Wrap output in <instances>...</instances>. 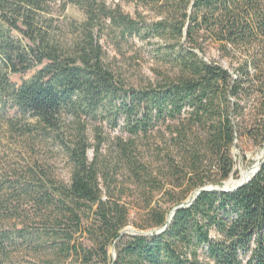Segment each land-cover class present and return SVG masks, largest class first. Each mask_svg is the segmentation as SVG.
<instances>
[{
    "label": "trees",
    "instance_id": "obj_1",
    "mask_svg": "<svg viewBox=\"0 0 264 264\" xmlns=\"http://www.w3.org/2000/svg\"><path fill=\"white\" fill-rule=\"evenodd\" d=\"M121 1L0 0V101L20 111L24 126L1 118L24 135L55 134L71 163L68 184L35 160L0 167V225L29 197L55 214L53 232L44 234L61 240L50 264H264V163L234 192L201 193L164 232L121 236L135 204L112 180L117 164L110 173L99 160L101 128L94 143L87 133L98 114L115 126L124 117L133 138L118 143V163L145 196L137 204L142 230L165 226L197 188L226 181L237 140L264 144V0H124L142 8L136 15ZM58 3L79 6L84 19L65 28L53 14ZM134 38L157 39L158 64L153 80L127 87L102 40ZM212 48L228 66L208 59ZM38 67L20 85L11 81ZM140 136L162 139L154 164L139 160ZM78 232L92 244H76Z\"/></svg>",
    "mask_w": 264,
    "mask_h": 264
},
{
    "label": "rangeland",
    "instance_id": "obj_2",
    "mask_svg": "<svg viewBox=\"0 0 264 264\" xmlns=\"http://www.w3.org/2000/svg\"><path fill=\"white\" fill-rule=\"evenodd\" d=\"M112 1L109 0V2ZM121 5L125 12L132 15H136L137 10H142L134 2L122 0ZM53 14L60 24H63L67 29L71 22H81L85 16L83 10L73 3L68 4L65 9L58 3L53 8ZM65 28L63 29L66 30ZM15 34L21 38L23 37L18 31H15ZM25 41L29 42L28 40ZM102 43L109 54V59L115 68L120 70L122 78L126 80L127 87L143 81L146 82L149 78L151 80L155 78L153 70L158 62L152 51L159 45L156 38H153L150 42L134 38L123 40L120 44L103 39ZM208 59L218 60L228 66V62L218 56L215 48L208 52ZM159 62L161 63V61ZM39 68L26 73L11 74V81L20 85L23 80L34 75ZM1 104L0 101V120H2L0 121V157L3 161L0 167L7 171L17 166L21 168L28 161L35 160L48 168L59 181L68 184L71 177V163L63 149L60 138L55 134L31 137L14 131L12 127L8 126L6 120L1 118V115L5 114L6 119H13L19 129L24 126V123L21 122L24 119L17 108L8 103L5 106ZM89 120L87 133L90 141L92 143L96 141V128H101L100 136L104 139L100 146L99 160L103 161L104 168L108 169L110 173L117 164L118 171L112 175V180L114 183L115 180L122 183L125 193L124 199L135 204L134 208H131V223L127 227L142 230L136 224L141 222L142 215L145 212L143 208L137 207V204H142L145 196L143 197L133 182L130 181L129 167H125L123 163H118L121 159L119 158L118 150L120 147L118 143H120V140L128 142L129 139L133 138L126 126L125 119L124 117L121 118L118 126L110 123L108 119L103 118L100 114ZM135 138L137 139L136 146L140 156L139 160L154 164L161 148L164 147L162 139L159 136H148V139L143 136ZM233 155L235 159L234 177L238 178L242 169H248L264 158V144H257L247 137L241 138L237 140L233 148ZM89 157H94V149L92 148L89 151ZM1 171L3 170L1 169ZM113 182L111 181V183ZM5 186L9 187L10 183H5ZM103 188L105 195H108L106 187L103 186ZM112 190L115 192L114 187H112ZM153 198L154 201L160 199L157 193L154 194ZM28 199L30 198L22 197L19 202H16L14 205L17 209L7 212L4 223L0 225V234H6L4 244L0 247V264H50L49 262H53L57 258L55 256L58 251H55L53 246L61 240L55 242L52 235H44L47 232H53L52 230L56 225L55 214L45 210L41 211L36 206L31 205V201ZM55 210H58V207ZM18 216L21 217L18 218ZM155 229L158 228L145 229L144 231ZM75 237L76 244H80V242L92 244L87 236L82 235L80 232L75 234ZM112 248L113 246L109 249L111 254Z\"/></svg>",
    "mask_w": 264,
    "mask_h": 264
},
{
    "label": "water",
    "instance_id": "obj_3",
    "mask_svg": "<svg viewBox=\"0 0 264 264\" xmlns=\"http://www.w3.org/2000/svg\"><path fill=\"white\" fill-rule=\"evenodd\" d=\"M264 163V158L262 160H259L257 163H255L253 166L249 167L248 169H242L241 174L238 178L234 177V173L222 184H207L205 186L197 188L186 200H184L182 203L174 206V208L170 211L167 223L165 226L155 229V230H139L135 229L133 227H126L121 231V236L123 235H155L160 234L164 232L168 226L170 225L175 213L181 209L185 208L189 205H191L197 197L205 192V191H215V192H234L247 183H249L254 176L259 172L262 164ZM116 248L115 245L112 248V256L115 259L116 258Z\"/></svg>",
    "mask_w": 264,
    "mask_h": 264
}]
</instances>
